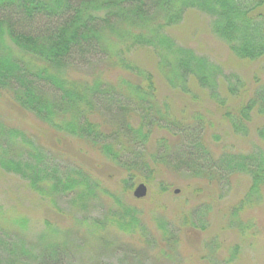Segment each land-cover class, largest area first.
<instances>
[{"label": "trees", "instance_id": "obj_1", "mask_svg": "<svg viewBox=\"0 0 264 264\" xmlns=\"http://www.w3.org/2000/svg\"><path fill=\"white\" fill-rule=\"evenodd\" d=\"M191 11L210 16L213 34L231 54L261 62L264 71V0H0V95L11 94L17 110L34 115L52 134L76 138L113 162L125 176L123 193L137 181L165 194L174 187L220 186L232 176H247L230 223L239 224V214L248 210L251 231L255 208L264 206V80L257 78L252 92L228 86L239 101L223 108L216 84L222 71L178 47L168 34ZM141 49L159 55L160 72L173 90L189 95L190 84L208 90L233 132L253 149L212 144L217 136L207 114L177 115L175 100H159L152 74L131 58ZM82 67L91 73L81 74ZM257 117L263 121L255 126ZM6 134L9 143L5 135L0 139L3 171L32 177L42 193L46 184L53 194L74 193L79 208L98 192L101 182L82 168L49 172L47 150L24 137L19 143L18 132ZM200 211L182 214V222L200 228L203 222L194 220L201 219ZM136 219H123L119 227L137 228ZM159 221L163 238L174 240L169 223ZM139 229L143 236L145 228ZM14 233L0 227V264H64L65 243L51 235L28 242Z\"/></svg>", "mask_w": 264, "mask_h": 264}, {"label": "rangeland", "instance_id": "obj_2", "mask_svg": "<svg viewBox=\"0 0 264 264\" xmlns=\"http://www.w3.org/2000/svg\"><path fill=\"white\" fill-rule=\"evenodd\" d=\"M211 21L207 14L191 11L168 34L178 47L191 49L222 71L216 79L217 92L225 100L223 108H235L239 100L231 97L228 86L255 90L256 79L264 80L262 63L233 56L213 34ZM131 58L144 72L152 74L159 100L176 101L181 110L177 115L201 110L211 118L214 122L211 131L217 136L212 144L240 146L244 151L253 149L233 132L223 118L221 107L209 98L208 90L191 84L189 95L173 90L160 72L159 55L153 49L133 51ZM82 70L83 75L92 71L84 67ZM183 103L187 105L184 109ZM261 121L257 117L254 125H261ZM49 129L34 115L17 110L11 94L0 95V139L6 136L9 143L6 133H20L15 135L19 143L25 138L47 150L49 172L80 167L97 183L101 182L98 192L79 208L73 203L74 193L53 194L47 184V192L42 193L32 185V177L25 179L0 168L1 228L11 234L18 231L28 242L51 235L53 240L67 246L62 258L64 264H264V206L255 208L251 231H248V210L239 214V224L230 223L232 212L248 185L247 176H232L220 186L196 183L190 189L174 187L165 194L137 181L123 193L125 176L120 168L89 146L77 143L76 138L52 134ZM155 135H158L156 139L161 138L159 132ZM28 162H34L33 158ZM140 184L148 192L138 202L133 193ZM177 190L179 194H175ZM130 207L134 213L127 215ZM198 208L201 219L194 220L203 222L200 228H197L199 223L193 228L182 222V214L189 215ZM134 217L137 228L119 227V221ZM160 218L169 223L174 240L163 238L164 229L158 226ZM139 228H145L143 236H139L143 231ZM144 237L149 238L145 241Z\"/></svg>", "mask_w": 264, "mask_h": 264}, {"label": "water", "instance_id": "obj_3", "mask_svg": "<svg viewBox=\"0 0 264 264\" xmlns=\"http://www.w3.org/2000/svg\"><path fill=\"white\" fill-rule=\"evenodd\" d=\"M147 187L144 184H140L136 187L133 196L136 199H144L147 196ZM175 194H179V191L177 190Z\"/></svg>", "mask_w": 264, "mask_h": 264}]
</instances>
